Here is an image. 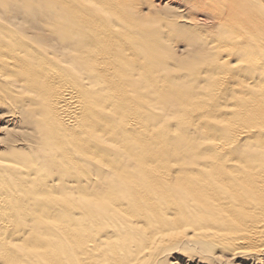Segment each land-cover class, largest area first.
I'll return each instance as SVG.
<instances>
[{"label":"bare ground","instance_id":"bare-ground-1","mask_svg":"<svg viewBox=\"0 0 264 264\" xmlns=\"http://www.w3.org/2000/svg\"><path fill=\"white\" fill-rule=\"evenodd\" d=\"M0 264H264V0H0Z\"/></svg>","mask_w":264,"mask_h":264},{"label":"rangeland","instance_id":"rangeland-1","mask_svg":"<svg viewBox=\"0 0 264 264\" xmlns=\"http://www.w3.org/2000/svg\"><path fill=\"white\" fill-rule=\"evenodd\" d=\"M103 206V219L106 226L105 232L108 233V235L112 236V240L117 241L118 239L120 241H125L126 245L131 247L134 246V242L137 241V236L140 234L139 228L134 225L130 226L128 224H124L123 229H121V225L118 222V210L115 207H112L110 205H107L103 202H100ZM127 237V239H126ZM171 252L167 253L166 260H170L171 258ZM174 256H172L173 258ZM158 260H156L157 262Z\"/></svg>","mask_w":264,"mask_h":264}]
</instances>
